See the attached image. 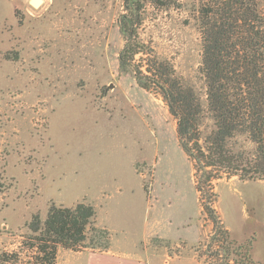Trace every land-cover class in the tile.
<instances>
[{
	"label": "rangeland",
	"instance_id": "1",
	"mask_svg": "<svg viewBox=\"0 0 264 264\" xmlns=\"http://www.w3.org/2000/svg\"><path fill=\"white\" fill-rule=\"evenodd\" d=\"M200 1L144 0L137 32L203 98ZM124 5L44 0L33 8L27 0H0V264H43L28 223L35 215L44 220L51 203L83 200L94 206L92 224L108 230L115 251L157 254L147 264H198L165 254L214 264L208 246L214 224L176 121L159 94L119 70ZM214 192L207 202L231 238L249 241L253 258L264 262V180L223 178ZM149 206L193 237H143ZM86 235L93 248L59 246L55 264H90L88 251L109 249L100 250L90 225Z\"/></svg>",
	"mask_w": 264,
	"mask_h": 264
},
{
	"label": "trees",
	"instance_id": "2",
	"mask_svg": "<svg viewBox=\"0 0 264 264\" xmlns=\"http://www.w3.org/2000/svg\"><path fill=\"white\" fill-rule=\"evenodd\" d=\"M124 2L127 12L118 22L124 39L119 70L133 73L138 86L159 94L176 121L178 143L193 163L202 208L214 224L208 242L214 264H264L253 258L249 241L236 243L231 238L207 202L216 196L214 183L223 178L264 180V0L200 1L196 20L203 98L168 59L146 49L139 39L144 0ZM205 120L210 123L207 131ZM95 216L94 206L84 200L73 206L51 203L44 220L35 215L28 223L35 257L43 264H55L59 246L74 251L93 248V237L87 240L86 235L89 225L101 239L100 250H107L109 232L92 224Z\"/></svg>",
	"mask_w": 264,
	"mask_h": 264
},
{
	"label": "crops",
	"instance_id": "3",
	"mask_svg": "<svg viewBox=\"0 0 264 264\" xmlns=\"http://www.w3.org/2000/svg\"><path fill=\"white\" fill-rule=\"evenodd\" d=\"M179 218V224L183 217L177 216ZM167 219V220H166ZM171 222L168 221L162 213L156 212L154 207L149 206L148 217L143 225V237H163V238H172V239H190L193 237V233L189 232L184 227H179L177 225L172 226ZM182 223V222H181ZM158 225V226H157ZM110 246V245H109ZM109 249L104 252H91L86 251L90 257L91 262L90 264H147V261H150L151 258L155 257L157 254H150L148 252H143L145 258L139 257H131L133 255L131 253H125L123 251H115V249L108 247ZM135 254V253H134ZM166 258H177L179 260H186L192 259L196 261L198 264L199 262L195 258H188V257H171L166 255Z\"/></svg>",
	"mask_w": 264,
	"mask_h": 264
},
{
	"label": "water",
	"instance_id": "4",
	"mask_svg": "<svg viewBox=\"0 0 264 264\" xmlns=\"http://www.w3.org/2000/svg\"><path fill=\"white\" fill-rule=\"evenodd\" d=\"M27 2L33 7V8H38L44 0H27Z\"/></svg>",
	"mask_w": 264,
	"mask_h": 264
}]
</instances>
